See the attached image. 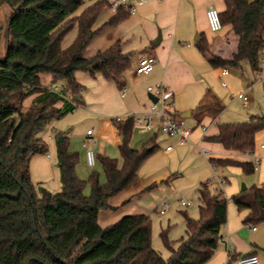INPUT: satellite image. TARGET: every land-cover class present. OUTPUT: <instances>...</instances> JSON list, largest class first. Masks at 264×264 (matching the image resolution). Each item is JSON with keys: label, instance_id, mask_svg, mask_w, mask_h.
<instances>
[{"label": "trees", "instance_id": "1", "mask_svg": "<svg viewBox=\"0 0 264 264\" xmlns=\"http://www.w3.org/2000/svg\"><path fill=\"white\" fill-rule=\"evenodd\" d=\"M89 6L75 15L85 3ZM219 13L222 27L236 38L235 52L225 59L212 53L203 35L195 42L197 50L215 68L240 69L243 63L255 75L264 48V0H223ZM11 11L4 31V54L0 57V264H206L218 248L220 230L226 224L227 199L208 182L197 189L198 217L182 212L184 234L176 241L163 229L159 238L168 256L152 247V225L148 215L123 216L105 228L98 224L109 200L135 182L141 166L158 150L156 135L139 147L130 143L135 124L132 116L113 119L120 137L117 159L98 154L104 182L97 172L86 180L76 174L77 152L69 148V138L57 132L55 166L60 190L52 192L35 185L30 178V161L48 151L39 136L54 121L73 112L81 103L84 87L76 72L96 74L113 82L119 92L125 88V73L131 68L130 53L120 41L105 50L84 57L95 35L130 16L124 7L98 29L93 26L104 0H0ZM76 28L73 41L62 47L64 37ZM63 88L55 93L42 78ZM29 100L27 106L25 101ZM224 106L209 90L192 111L197 125L210 116L216 118ZM218 130L204 140L225 150L249 155L255 136L264 130V116H250L239 123H215ZM211 166L236 167L244 175L254 173V163L210 158ZM89 188V194L84 190ZM150 188V187H149ZM237 211H246L243 222L264 224V184L252 186L230 197Z\"/></svg>", "mask_w": 264, "mask_h": 264}, {"label": "crops", "instance_id": "2", "mask_svg": "<svg viewBox=\"0 0 264 264\" xmlns=\"http://www.w3.org/2000/svg\"><path fill=\"white\" fill-rule=\"evenodd\" d=\"M128 3L134 4L135 0H128ZM90 4L92 3L87 2L85 7ZM210 5L217 8L219 13L225 8L223 0H146L141 4L135 3L133 14L116 26L105 27L100 30L86 46V48L90 46L99 37V42L103 48L96 46V53L105 50L114 42L120 41L122 51L132 55L131 68L125 73L123 94L121 95L113 82L104 80L99 74L90 77L87 73L76 72L75 79L84 87L81 94V106L85 105L89 109H97L103 114V117L98 119L99 124L106 129V134L102 137L107 140L109 148L116 145L117 151L120 137L112 120L123 119L127 116H140L151 103L148 98V102L146 101L149 94L146 88L163 84L173 98L175 118L185 128L190 129V135L184 145H179L178 136L169 137L161 133L165 138L163 141L164 149L168 146H174V149L167 153L164 152L166 156L163 163L157 166L155 165L157 163H153L156 167L149 171L148 175L151 179L148 183L152 182V184L147 186V189H158L161 185L166 184L174 193L186 188H194V191H197L199 185L205 182L210 184V189H214L216 187L215 177L220 176L227 183V186L223 187L222 194L229 200L233 195L243 191L242 187L248 189L264 184V149L261 148V145L264 144V130L256 134L255 147L249 155L228 151L220 144L204 140L205 137L217 134L218 130L215 123H239L241 121L242 118L229 113L230 99L241 100L243 107L249 105L248 98L247 103H243L242 96L244 95L241 93L243 84L231 74L232 68H228V74L221 77V68L212 67L195 46L197 41L195 38H200L203 35L210 44L213 54L228 59L235 52L236 38L229 34L230 28L228 26L222 27V30L217 33H212L209 30L205 13ZM113 14L114 11H111L107 20L99 27L106 23ZM99 27L93 28V30ZM158 37L159 43L155 45ZM3 54L4 51L0 53V57ZM147 55L154 56L156 59L153 70L147 75H136L133 69L139 59ZM242 67L239 70L242 71ZM42 82L44 85L51 84L50 77L44 76ZM222 82L226 83V87L221 85ZM208 90L216 96L224 109L216 118L206 116L197 125L192 116V111ZM186 113L189 115L182 117ZM93 134L91 136L86 134V138L88 140L90 137L94 144ZM153 134L156 135L157 139L159 132H145L141 129L138 137L139 145ZM109 148H102L98 154L113 157L114 148L111 154ZM55 150L56 146L53 145L52 153L55 154ZM79 158L83 164L84 161L86 164L85 156L79 154ZM210 158L234 159L239 162H258V164L253 174L244 175L236 167L226 166L213 169L209 163ZM51 161L52 156L50 157L49 154L36 156L31 159L29 168L33 183L43 182L46 189L54 192L59 189L58 172ZM228 169H232L231 171L236 175L252 176V179L249 184L240 188L239 180L234 176L230 178L233 182L230 184L224 176ZM81 171V167L77 165L76 174L80 179H83ZM186 173L187 176L185 177ZM183 178H185L184 182ZM133 185H136L135 182L126 189ZM124 191L109 200L111 206L109 209L116 208L111 205V200L122 196ZM246 214V211L239 212L234 205L227 204L226 224L220 230L218 248L206 264H228L250 254L257 255L260 264H264V224L250 225L244 223L243 219ZM152 240L153 237L151 236V242Z\"/></svg>", "mask_w": 264, "mask_h": 264}, {"label": "rangeland", "instance_id": "3", "mask_svg": "<svg viewBox=\"0 0 264 264\" xmlns=\"http://www.w3.org/2000/svg\"><path fill=\"white\" fill-rule=\"evenodd\" d=\"M86 4V3H85ZM82 7L84 9L85 7ZM217 10V8H215ZM81 10V9H80ZM78 10L75 15H78L81 11ZM10 7L6 4L0 6V53L4 51V31L6 28V22L8 16L10 14ZM111 8L106 7L97 21L95 22L93 28L99 27L104 21L107 20L108 14L111 13ZM76 34V28H74L71 32H69L62 41V47H67L74 39ZM101 37V36H100ZM100 38L98 37L96 41H94L90 46H88L84 52V57H90L95 53V47L103 48L101 43L99 42ZM100 46V47H99ZM242 71L239 69H231V74L236 76L239 79L242 86V95L246 96L249 100V105L247 107H243L242 101L237 98L230 99L231 107L228 109L229 113H232L235 116H238L241 121H245L251 115L255 116H264V79L259 76H255L249 69V66L245 63L242 64ZM135 69V68H134ZM133 69V71H134ZM250 86V87H247ZM146 101L147 97H146ZM29 100L25 101L24 105L27 106ZM79 103L77 108L68 115L63 116L59 120L54 121L49 127H47L43 132L39 133V136L43 139L45 138V142L48 146V151L44 155H36V156H46L47 154L52 156L53 165L56 168L55 164V154L52 153L53 145L56 146V137L55 134L57 132L65 133L69 138V148L72 151H76L78 155L85 156V150L91 149L95 155H97L102 148H109L107 140L102 135L106 134V129L103 125L99 124L98 119L103 117V114L97 109H89L85 105L81 106ZM240 121V122H241ZM92 131L93 137L95 139V143L92 141L87 142L86 131ZM141 128L135 126L133 137L130 145L133 148L139 147V136H140ZM49 138H48V137ZM47 139V140H46ZM50 139L51 141H49ZM164 135L159 133L157 135L156 143L159 146L157 152L147 160L139 169L137 173V180L135 181L136 185L131 186L126 189L122 193V196L115 197L111 200V205L116 207L115 209H106L100 212L98 224L101 228H105L109 225L114 224L123 216L129 215H138V214H147L151 220V232H152V247L155 251H157L162 257L166 258L168 256L167 250L163 247L162 242L159 238V233L163 229H167L168 238L171 241H176L184 234V219L182 216V212H186L187 215L193 219H197L198 217V207L199 200L197 196V191H194V188H186L183 191H178L174 193V191L170 190L168 185L163 184L160 188H151L147 189L152 182L148 183L151 179L149 177V171H151L157 165H160L165 161V153H164ZM55 142V144H54ZM52 143V144H51ZM83 144H86V147H83ZM86 148V149H85ZM114 148V155L110 158L117 159L120 162V156L117 151L116 145L109 148L110 154L112 153ZM34 156V157H36ZM157 161V162H156ZM153 163H157L153 165ZM150 165H153L149 168H146ZM189 166V165H188ZM78 167H81V176L83 180H86L91 172H97L100 175L101 182H104V175L101 170V166L96 159L95 166L93 168H88L83 162H81L79 158ZM145 167V168H144ZM187 168V167H186ZM232 169H228L223 172L224 176L228 179L229 183H233L230 179L231 177L236 176L239 180L240 188L244 185L249 184V181L252 179V176H241V174L236 175L231 171ZM58 172V170H57ZM182 174V173H181ZM183 176V174H182ZM187 173L185 174V177ZM184 177V176H183ZM58 183L60 190V182H59V173H58ZM185 178H183V182ZM35 185H41L45 188L43 182H35ZM227 186V183L224 187ZM140 188V189H139ZM213 189V188H212ZM211 189V190H212ZM137 190V191H136ZM53 192V191H52ZM57 192V191H54ZM84 194H89V188L87 187L84 190ZM229 197V196H228ZM192 201V205L188 208H184L180 206V201ZM166 203L170 209L164 216L159 215V210L163 207V204ZM233 203L227 200V204Z\"/></svg>", "mask_w": 264, "mask_h": 264}, {"label": "built area", "instance_id": "4", "mask_svg": "<svg viewBox=\"0 0 264 264\" xmlns=\"http://www.w3.org/2000/svg\"><path fill=\"white\" fill-rule=\"evenodd\" d=\"M109 3V7L112 11H115L118 7H124L129 14H133L135 11V3L141 4L146 0H135L134 4L128 3V0H104ZM206 21L209 30L212 33H217L222 30V25L219 19V12L213 7L208 6L206 9ZM156 62L154 56L147 55L139 59L134 72L136 75H147L153 70V66ZM228 68L221 69L220 76L224 77L228 74ZM255 76H259L264 79V48L260 52L259 61H258V70L255 73ZM221 85L226 87V83L222 82ZM63 88L61 84H50L48 89L55 93L59 92V90ZM146 91L152 95L155 99V103H150L149 107L145 112H143L140 116H132L135 126L140 127L145 132H159L166 136H178V144L184 145L190 135V129L185 128L179 120L175 118L174 115V101L167 90V88L163 84H157L154 86H148ZM121 91V95H122ZM243 103H247V97L242 96ZM204 131V129H202ZM92 131L88 130L86 132L87 136L92 135ZM88 141H92L89 137ZM86 147V144H83ZM261 148L264 149V144L261 145ZM174 149V146H168L164 149V152H170ZM205 154L204 151H202ZM86 164L89 168H93L96 163V156L91 149H86L85 152ZM258 162L254 163V170L257 169ZM213 169L216 167L212 166ZM216 181V189L222 193L223 187L226 184V180L220 176L215 177ZM181 207H189L192 204V201H180ZM169 209V206L164 203L163 207L159 210L160 215H164ZM228 264H260L259 258L255 254L246 255L240 257L234 261L229 262Z\"/></svg>", "mask_w": 264, "mask_h": 264}, {"label": "water", "instance_id": "5", "mask_svg": "<svg viewBox=\"0 0 264 264\" xmlns=\"http://www.w3.org/2000/svg\"><path fill=\"white\" fill-rule=\"evenodd\" d=\"M198 39H199L198 37L195 38V40H198ZM158 43H159V37H158L157 41L154 44L157 45ZM147 98L152 103H155L156 102V99L152 95H150V94L147 95ZM188 115H189V113H186V115H182V117L188 116ZM61 140H62V138L61 137H58L57 142H61ZM242 190H245V188L242 187Z\"/></svg>", "mask_w": 264, "mask_h": 264}]
</instances>
